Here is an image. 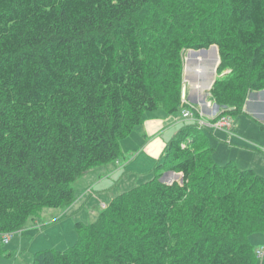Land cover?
I'll return each mask as SVG.
<instances>
[{
    "label": "trees",
    "instance_id": "1",
    "mask_svg": "<svg viewBox=\"0 0 264 264\" xmlns=\"http://www.w3.org/2000/svg\"><path fill=\"white\" fill-rule=\"evenodd\" d=\"M209 1L215 10L193 33L177 6L162 32L141 27L151 0H0V235L70 204L72 184L123 157L119 143L145 113L198 116L181 99L183 50L217 48L207 93L232 116L264 90V0ZM213 152L205 130L185 124L152 179L32 264H256L249 238L264 230V177ZM163 169L180 180L162 183Z\"/></svg>",
    "mask_w": 264,
    "mask_h": 264
},
{
    "label": "rangeland",
    "instance_id": "2",
    "mask_svg": "<svg viewBox=\"0 0 264 264\" xmlns=\"http://www.w3.org/2000/svg\"><path fill=\"white\" fill-rule=\"evenodd\" d=\"M174 6L180 7L179 12L184 15L178 22H182L183 27L193 33L197 32L198 19L203 16L202 11L211 13L216 7L209 0H151L150 10L140 13L137 22L141 27L162 32L164 24L161 17L171 18L168 12H171ZM176 12L177 9L174 14ZM188 50L190 49L182 51V57ZM215 76L220 75L216 73ZM206 97L208 102L209 96ZM147 114H144L142 127L135 128L119 143L124 158L119 157L107 165L95 167L72 184L75 195L70 204L58 209H41L13 234L0 235V264H32L36 252L50 249L64 251L72 247L78 238L75 223H92L115 196L153 178L152 172L162 159L166 145L161 147L160 145L165 144L161 139L154 140L152 136L145 135L143 127L148 121ZM233 117L235 137L231 145L224 142L226 132L205 130L208 144L214 149L215 162L220 165L233 160L239 169H252L264 177V151L258 148L264 146V129L245 114ZM236 137L241 138L243 142L237 143ZM114 169L116 171L110 174ZM160 172L163 176L168 171L163 169ZM179 180L180 177H170L164 183ZM5 237L9 239L7 245L3 244ZM249 241L255 249L264 247V230L253 234ZM256 256V264H264V257Z\"/></svg>",
    "mask_w": 264,
    "mask_h": 264
},
{
    "label": "crops",
    "instance_id": "3",
    "mask_svg": "<svg viewBox=\"0 0 264 264\" xmlns=\"http://www.w3.org/2000/svg\"><path fill=\"white\" fill-rule=\"evenodd\" d=\"M187 52L184 57H182L184 71L183 86L186 88V95H190V100L186 101V103L197 111L199 117L208 119L213 116L216 110V104L213 103L209 97L208 102H206V96L208 95L207 91L212 85L210 84L208 86L209 72L211 68V55H208L198 63L192 62L190 65H187ZM186 71H188L189 74L185 77ZM256 93L257 92H253L248 96L243 108L244 111L239 115L245 114V116L261 125V129H264V92L259 93V95ZM146 120L148 121L143 127V130L146 132L145 135L152 136L153 138H151L154 140L161 139L162 142L165 143L164 145H160L161 147L167 145L169 141L180 132L183 126L187 124V122L181 121L180 114L168 115L163 109L148 113ZM142 125L136 128L139 129ZM233 127L230 135H227L224 140L226 144L228 142V145L232 144L235 137ZM236 139L237 143L243 142V140L239 137H236ZM262 147L263 146H260L258 148L261 149ZM115 171L116 169L110 172V174ZM152 173H154V170Z\"/></svg>",
    "mask_w": 264,
    "mask_h": 264
},
{
    "label": "built area",
    "instance_id": "4",
    "mask_svg": "<svg viewBox=\"0 0 264 264\" xmlns=\"http://www.w3.org/2000/svg\"><path fill=\"white\" fill-rule=\"evenodd\" d=\"M227 110L228 109L224 106L219 107L216 105V110L213 116L209 119H204L199 116H195L191 110L184 109L180 112V118L181 121L187 122L188 124H194L202 130L213 129L215 131L226 132L227 135H230L234 119L233 116L227 112ZM261 149L264 151V146ZM8 242L9 239L5 237L3 244L7 245ZM255 254L260 256V258L264 257V247L256 248Z\"/></svg>",
    "mask_w": 264,
    "mask_h": 264
},
{
    "label": "water",
    "instance_id": "5",
    "mask_svg": "<svg viewBox=\"0 0 264 264\" xmlns=\"http://www.w3.org/2000/svg\"><path fill=\"white\" fill-rule=\"evenodd\" d=\"M208 55H211V61H210L211 68H210V72H209V82H208V86H209L210 84L213 83V80L215 77V69H216V65L218 62V52H217V48L215 46H211L208 49L188 50L186 64L190 65L192 62L198 63L199 61H202V59H204ZM188 74H189V72L186 71L185 77L188 76ZM261 92H264V90L259 91L256 94L259 95V93H261ZM181 99L183 102L190 100V95H186L185 86L182 87ZM204 99H205V97H204ZM170 177L178 178L179 175L174 174L173 172H167L160 178V181L162 183H164L165 181H168L170 179Z\"/></svg>",
    "mask_w": 264,
    "mask_h": 264
}]
</instances>
